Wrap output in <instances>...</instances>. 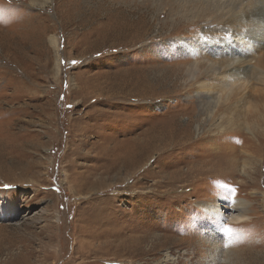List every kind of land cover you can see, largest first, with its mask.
Here are the masks:
<instances>
[{"label":"rangeland","instance_id":"rangeland-1","mask_svg":"<svg viewBox=\"0 0 264 264\" xmlns=\"http://www.w3.org/2000/svg\"><path fill=\"white\" fill-rule=\"evenodd\" d=\"M260 14L0 0V264H264V74L216 52Z\"/></svg>","mask_w":264,"mask_h":264},{"label":"bare ground","instance_id":"bare-ground-1","mask_svg":"<svg viewBox=\"0 0 264 264\" xmlns=\"http://www.w3.org/2000/svg\"><path fill=\"white\" fill-rule=\"evenodd\" d=\"M260 16H261V19L259 18L260 19L259 21H256L254 18L252 19L249 18V24L247 25V29H256L254 32L256 33V35L252 34L247 39H243V37L241 36L242 39H237V36H240L241 32L240 30L236 32L234 31L235 38L233 37V35L232 37L235 40L228 41L225 44L218 46V50L216 51L217 56L219 57V59L224 60L222 61L223 63L227 62L231 66V70L229 73L226 71L223 73V71L221 70L220 74H218L219 78L217 77L219 80V83L223 84V86L221 87L224 88V90L226 88L225 92L227 93L231 92L232 87L234 88L237 87V84H235V82L237 81L244 82L246 78L249 77V74H251L252 72L255 71V72H259L260 74H264V61L260 57V53L262 52V50H264V25H263L264 24V14L262 15L260 14ZM234 26L235 25H232V27ZM187 46L190 47V44H188ZM195 51L201 55L202 59L208 60V57L206 56L205 53L202 52V50L200 51L197 49ZM208 55H211V54H208ZM226 58H229V59L227 60ZM220 67L221 66H218L216 63H212V65L209 66L210 70L212 71L216 70L215 73H217V68H220ZM203 208L208 214H217L218 216L220 215L217 208L213 206L206 205ZM239 218L242 219L243 217H239Z\"/></svg>","mask_w":264,"mask_h":264}]
</instances>
